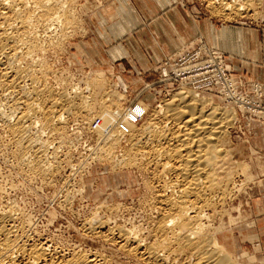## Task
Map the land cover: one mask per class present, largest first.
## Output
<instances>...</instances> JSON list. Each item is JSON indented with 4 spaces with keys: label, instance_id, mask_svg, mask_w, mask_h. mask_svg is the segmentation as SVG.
<instances>
[{
    "label": "rangeland",
    "instance_id": "obj_1",
    "mask_svg": "<svg viewBox=\"0 0 264 264\" xmlns=\"http://www.w3.org/2000/svg\"><path fill=\"white\" fill-rule=\"evenodd\" d=\"M66 1H62V3H66V10L72 15L70 24L68 26L64 24L59 26L60 23L56 26L53 24L52 29L38 28L39 34L37 35L40 45L45 46L42 47V49H45L39 50L40 54H36V59L42 64L45 63L43 64L46 73L43 75L45 77L44 81L53 93L57 92V96H59V92L69 94L77 88L78 91L81 90L80 94L82 96L84 95L85 98L89 99L93 111L90 110V112L85 109L87 112L81 110V113L76 111V115L75 113L74 115L73 113L69 116L66 115L68 120H65V125H67L65 127H67L69 139H67L68 141L65 140L64 143L68 147L69 145L66 142L73 140L74 143L78 139L75 141V147L71 144L75 150L70 153H67V147H65L61 138L52 132L49 133L50 129L40 133V126L36 127L39 129V132L36 129V131L34 130V132H37V136L48 140V144L51 143L52 148L62 141L59 147L56 146L57 155L47 153L50 154L47 158L49 161L53 160L54 163L59 161L57 170L50 173V175L42 177L39 174H34L27 167L20 166L17 158L12 155L11 151L14 148L10 141V133L7 130L9 127L5 122L7 116H3L5 112L9 114L11 109L8 111L9 108L4 103L6 98L3 95L5 93L0 89V94L3 93L0 95V101L2 100L5 104L0 105V108H2L0 114L5 111L2 116L0 115L2 117H0V183L6 189L4 190L6 192L1 195V201L3 200V206L11 205L14 207V211L18 216L31 220V225L26 229L27 234L30 233L28 240L30 242L34 240L42 243L47 242V247L48 245L51 249L55 247L66 254L80 249L87 252L99 249L98 251L101 254L103 253L109 260L111 258L112 264H151L139 255L132 256L126 253L118 245L111 243L110 240L91 237L92 234L86 232L84 224L92 216V218L96 217V223L103 221V219L106 221L105 227L101 225L102 229H98L101 232L105 233L110 226L112 228L123 226L139 233L140 237L148 238L147 240L150 241L153 237L150 235L152 222L159 216L155 202L152 203L154 194L159 189L156 178L159 171L151 162L147 165L145 161V159L147 161L151 159L152 149L149 148L151 144H142L137 150L139 152L134 153L136 154L134 157L137 156L138 159L135 158V164H121L119 159L122 157L123 151H119L120 149L116 150V155L113 156L114 161L109 158L112 159L110 161L96 151L99 146L96 140L97 137L93 134L95 128L93 129L89 125L95 119L91 120L90 118H93V115L100 114L99 112L102 111H100V104L106 99L107 103L105 104L111 106V108L107 107L108 110L110 109L109 111H121L120 118L117 120L118 123H112L107 128L109 130H113V128L115 129L122 124L125 127L129 125L132 127L133 124L136 132L138 130L142 131L148 120L153 118L152 115L158 116L157 119H154L155 122L159 120L158 125H165L166 122L168 125V120L163 118L162 114L157 115V111L161 110L160 107L164 109L167 102H175L179 91H189L199 94V97L210 99L211 105L206 106V110L217 104L227 112L234 111L235 115V120L230 124L231 126L227 127L228 136L222 145V149L226 150H224V156L221 157L222 174L228 177L226 199L223 204L219 203L208 209V219L206 217L204 222L212 227V233L220 238L226 251L229 254L231 253L233 258L235 257L234 263L264 264L262 260L260 261L256 257V247L252 249L251 245L245 241H242L243 245H241V238L245 240V234L243 233L245 229L253 226L254 219L264 211V138L262 139L261 133H259L264 132V119L244 113L235 102L216 90H210V92L197 91L188 86L178 87L170 81L162 82L159 73V67L162 64L151 71L157 76L154 77L148 74L149 76L146 77L134 67L121 72L110 62L102 61L97 57L94 59L90 52L102 50L100 43L103 44L101 36L104 34L105 28L97 20L100 18V12H105L108 8L104 7L105 0ZM200 2L201 4H199ZM200 2L198 0H187V5L193 6L196 4L199 9L207 14L209 13L212 18H216L220 22L245 19L254 25L264 24V0H252V3H254L251 8L253 9L252 14L249 13L250 10L245 11L247 13L240 11L237 14L236 12H227L222 8L220 10L210 0H207V7L204 2ZM35 14H38V11ZM243 15H247L246 18L240 17ZM93 40L97 41L99 46ZM227 66L231 69L228 63ZM233 74L241 91L253 96L255 82L245 88L242 86L243 82L239 83L237 80L235 71ZM261 85L264 90V84ZM71 87L75 88L72 89ZM15 92L18 93L16 96L23 93L20 91ZM90 97H93V99ZM101 97L105 98L101 100ZM90 99L94 103L93 105ZM135 100H138L137 111H143L140 106L141 103L147 105L146 112L143 111L141 122H130L127 115V112L132 110L128 108L129 104ZM12 118L14 120V117ZM258 120L263 123L256 127L255 122ZM47 131L48 133H46ZM52 148H49V150L53 151L54 148ZM141 153L146 154L144 155L145 158ZM94 213L98 215V218ZM135 227H137V230ZM192 257L188 254L177 258L171 257L168 259L169 262L165 264H194L196 259Z\"/></svg>",
    "mask_w": 264,
    "mask_h": 264
},
{
    "label": "bare ground",
    "instance_id": "obj_2",
    "mask_svg": "<svg viewBox=\"0 0 264 264\" xmlns=\"http://www.w3.org/2000/svg\"><path fill=\"white\" fill-rule=\"evenodd\" d=\"M62 1L66 0H0V89L5 93L3 96L7 101L5 100L4 103L9 108L8 111L11 109L9 114L3 110L6 115L3 113L0 115L7 116L5 122L9 127L7 130L14 148L11 152L17 158L18 164L42 177L50 175L58 168L59 161L54 163L47 158L50 154L57 155L56 146L59 147L62 141L65 145V140L69 139L65 127L67 126L65 120L68 118L66 115L72 113L76 115V111L81 113V110L85 112L87 109L93 111L89 99L82 96L81 90L78 91L77 88L74 92H68L69 94L59 92L57 96V92V94L53 93L44 81L43 75L46 73L43 64L45 63L42 64L36 59V54L45 47L40 45L38 28L49 29L53 24L56 26L59 23V26L61 24L68 26L71 22L72 15L66 10V3ZM210 1L220 10H224L229 4L227 1L217 5L215 0ZM245 4L251 9L254 3L252 0H239L237 7H234L237 5L234 3L230 6L231 12L237 14L240 11H247L241 8V6L246 7ZM36 11L38 14H35ZM15 91L23 93L16 96L18 93L16 94ZM176 97L175 102H167L166 107L164 109L160 107L161 110L156 113L162 114L163 118L168 120V125L167 122L165 125H158L159 120L154 121L158 116L152 115L153 118L148 120L145 128L138 132L133 128V124L132 127L131 125L125 127L122 124L120 128L115 126V129L111 127L113 130L107 129L112 123H118L121 111H109L107 107L111 108V106L105 104L106 99L100 104L101 112L94 107L100 114L93 115V118L89 116L91 120L99 118L101 121L93 134L97 137L99 146L96 151L100 152L102 157L113 159L116 150L120 149L123 154L121 153L119 162L135 164L137 156L134 157L136 155L134 153L139 152L137 150L142 144H151L149 147L152 149V152H149L150 155L152 154L151 159L145 161L147 165L151 162L159 171L158 176L156 175L159 189L154 192L152 201L157 206L159 216L152 225L150 224L152 239L149 241L148 238H142L139 233L123 226L113 228L110 226L105 233L101 232L98 229L106 221L102 218L103 221L96 223V217L92 218V216L86 220L84 227L88 234H92L91 237L110 240L126 253L132 256L139 255L151 264H165L169 262V258L182 257L184 254L195 257L194 264H236L233 261L235 257L233 258L231 253L226 251L220 238L212 233V227L204 222L208 216V209L219 203L223 204L226 199L228 177L221 171L223 168L221 157L225 153L222 145L228 136L227 127L235 120L234 111L227 112L217 104L206 110V106L211 105L210 99L199 97V94L189 91H179ZM90 101L92 102L91 99ZM140 106L146 112L147 105L141 103ZM136 111L137 109L126 112L129 116ZM39 126L40 133L50 129L49 133L52 132L61 138L62 141L59 140L60 143H57L59 145L53 147V151L49 150L52 148L51 143L48 144V140L38 137L37 132H34L35 129L39 132L36 128ZM94 139L93 136V141ZM75 141L66 142L69 145L68 147L65 145L67 153L75 150L72 147ZM53 156L56 158L55 155ZM4 190L6 189L1 184L0 264H112L111 258L109 260L98 251L99 249L94 250L95 252L80 249L66 254L55 247L52 249L49 245L47 247V242L36 240L30 242L28 240L30 233L27 234L26 229L31 225V220L18 216L11 205L3 206L1 195L6 192ZM95 216L98 218L97 214ZM135 228L137 230V227Z\"/></svg>",
    "mask_w": 264,
    "mask_h": 264
},
{
    "label": "crops",
    "instance_id": "obj_3",
    "mask_svg": "<svg viewBox=\"0 0 264 264\" xmlns=\"http://www.w3.org/2000/svg\"><path fill=\"white\" fill-rule=\"evenodd\" d=\"M104 7L108 8L97 20L105 28L103 44L99 42L102 50L90 53L94 59L114 64L118 71L134 67L146 77H155L151 71L164 59L203 41L222 52L243 87L264 84L262 23L254 25L245 19L220 22L196 4L187 5V0H105ZM262 123L258 120L255 125ZM259 133L263 139L264 132ZM243 233L241 242L256 247V257L264 262V211Z\"/></svg>",
    "mask_w": 264,
    "mask_h": 264
},
{
    "label": "built area",
    "instance_id": "obj_4",
    "mask_svg": "<svg viewBox=\"0 0 264 264\" xmlns=\"http://www.w3.org/2000/svg\"><path fill=\"white\" fill-rule=\"evenodd\" d=\"M208 5L207 0H198ZM216 4L229 2L224 8L231 12L230 6L234 3L238 6L239 0H215ZM201 4V2L199 3ZM241 6L242 10H247L249 13L253 9ZM247 13V12H245ZM243 15L242 18H246ZM158 71V70H157ZM234 71L228 68L225 56L218 49L208 46L205 42H197L193 48L185 49L178 53L175 58L167 57L163 60L159 67L161 81H170L178 87L188 86L197 91L210 92L216 90L228 99L237 104L241 111L248 113L253 117L264 119V96L263 86L260 83L253 85V96L249 93L241 91L238 87ZM138 100L129 104V109L135 111ZM142 111H136L133 115H129V119L134 122H141L143 116ZM99 118H96L90 126L96 128L100 124Z\"/></svg>",
    "mask_w": 264,
    "mask_h": 264
}]
</instances>
